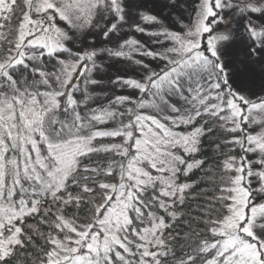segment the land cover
Returning a JSON list of instances; mask_svg holds the SVG:
<instances>
[{"label": "snow or ice", "instance_id": "6c2138e0", "mask_svg": "<svg viewBox=\"0 0 264 264\" xmlns=\"http://www.w3.org/2000/svg\"><path fill=\"white\" fill-rule=\"evenodd\" d=\"M197 169L192 243L170 230ZM21 252L264 264V0H0V264Z\"/></svg>", "mask_w": 264, "mask_h": 264}, {"label": "trees", "instance_id": "16d2710c", "mask_svg": "<svg viewBox=\"0 0 264 264\" xmlns=\"http://www.w3.org/2000/svg\"><path fill=\"white\" fill-rule=\"evenodd\" d=\"M15 24V21H13ZM222 139L221 134L210 135L202 140L200 152L197 155V158L203 159L208 168H214L218 162L222 160L221 152L217 149L216 143L218 140ZM155 174V173H154ZM179 182H194L195 187L192 189L193 196L189 197L185 204L181 208V216L180 221H178L173 229L170 231L175 235L176 233H180L181 235L178 237L179 240L184 241L187 240L189 242L194 243L196 237L189 235L185 237L183 234L188 232L189 225L193 229L198 231L203 230V225L199 223L200 216L198 215V210L200 205L202 204L205 195L210 193L209 185L205 179V173L203 170H193L189 176L185 177L183 175L180 176ZM157 215L165 216L166 219H170L167 217L166 213L162 209L156 210ZM81 215L83 216V210L81 211ZM182 221V222H181ZM195 221V222H193ZM27 223H32L33 221L29 219L26 221ZM187 248V243L181 244L177 247L176 251L179 253L182 249ZM25 256L24 252L20 253L21 259L17 261V264H24L23 258ZM28 257L30 259H34L32 250H28Z\"/></svg>", "mask_w": 264, "mask_h": 264}, {"label": "rangeland", "instance_id": "374dc122", "mask_svg": "<svg viewBox=\"0 0 264 264\" xmlns=\"http://www.w3.org/2000/svg\"><path fill=\"white\" fill-rule=\"evenodd\" d=\"M187 3H189V4H191V0H187ZM189 11H190V9H189ZM184 19H185V22H187V19H188V15H187V13H185V15H184ZM227 25H225V27H226ZM137 35V37H139V35L140 34H136ZM105 63H108V61H105ZM116 67H118V68H122L123 66L122 65H117ZM109 75H115L116 74V71H115V69H113L110 73H108ZM124 91V93L125 94H128V93H131L133 90L132 89H124L123 90ZM109 95H111V93H109ZM101 98H103V97H101ZM182 130H186V129H182ZM113 182H115V181H113Z\"/></svg>", "mask_w": 264, "mask_h": 264}]
</instances>
